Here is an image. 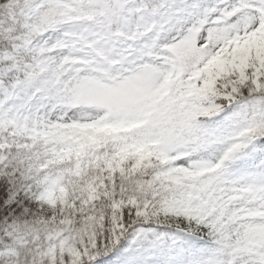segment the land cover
<instances>
[{
  "label": "snow or ice",
  "instance_id": "snow-or-ice-1",
  "mask_svg": "<svg viewBox=\"0 0 264 264\" xmlns=\"http://www.w3.org/2000/svg\"><path fill=\"white\" fill-rule=\"evenodd\" d=\"M0 264H264V0H0Z\"/></svg>",
  "mask_w": 264,
  "mask_h": 264
}]
</instances>
